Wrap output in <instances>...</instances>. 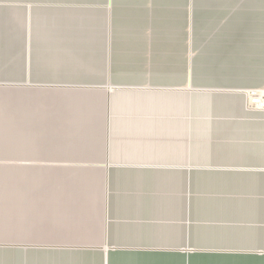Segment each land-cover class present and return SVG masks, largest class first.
Instances as JSON below:
<instances>
[{"label": "crops", "instance_id": "1", "mask_svg": "<svg viewBox=\"0 0 264 264\" xmlns=\"http://www.w3.org/2000/svg\"><path fill=\"white\" fill-rule=\"evenodd\" d=\"M264 0H0V264H264Z\"/></svg>", "mask_w": 264, "mask_h": 264}, {"label": "built area", "instance_id": "2", "mask_svg": "<svg viewBox=\"0 0 264 264\" xmlns=\"http://www.w3.org/2000/svg\"><path fill=\"white\" fill-rule=\"evenodd\" d=\"M248 99L251 105L261 106L264 104V95L261 92L251 91L248 93Z\"/></svg>", "mask_w": 264, "mask_h": 264}]
</instances>
